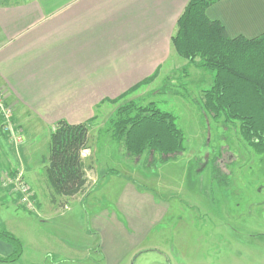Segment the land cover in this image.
<instances>
[{
    "label": "rangeland",
    "instance_id": "1",
    "mask_svg": "<svg viewBox=\"0 0 264 264\" xmlns=\"http://www.w3.org/2000/svg\"><path fill=\"white\" fill-rule=\"evenodd\" d=\"M169 58L150 84L96 109L89 124V148L82 154L87 155L83 159L89 189L116 169L159 203L145 204L143 215H153L156 223H141L145 230L134 234L137 251L121 264H264V155L244 142L238 122L226 124L202 116L200 91L212 87L214 73L201 69L200 59L191 63L175 49ZM131 100L154 102L173 113L184 133L185 151L160 164L153 158L135 159L114 142L110 120L121 104ZM25 112L24 120L20 118L23 125L15 122L13 112L17 145L0 123V199L6 193L12 196L8 206H3V199L0 203V230L25 244L18 262L5 264H56L70 255L80 262L62 264H92L90 215L107 208L111 215L122 216L101 198L90 201L91 206L78 199H59L65 203L54 208L49 205L53 190L43 159L49 155L54 128ZM20 175L33 192V209L20 204L13 186H8L7 181ZM35 196L43 202L41 212ZM52 209L56 212L46 216Z\"/></svg>",
    "mask_w": 264,
    "mask_h": 264
},
{
    "label": "crops",
    "instance_id": "2",
    "mask_svg": "<svg viewBox=\"0 0 264 264\" xmlns=\"http://www.w3.org/2000/svg\"><path fill=\"white\" fill-rule=\"evenodd\" d=\"M189 1L0 0V87L17 113L15 122L23 125L26 110L50 129L61 120L86 123L104 101L156 76L173 53L171 39ZM212 13L232 38L264 33V0H222ZM94 189L71 198L51 194L49 205L78 199L91 206L101 198L118 208L122 219L103 208L90 215L89 227L92 264H121L137 251L134 234L145 230L141 223H156L153 215H143L145 207L159 203L124 174H106ZM11 198L6 193L3 206ZM35 199L41 212L43 202ZM13 253L0 238V259ZM70 256L56 264L80 262Z\"/></svg>",
    "mask_w": 264,
    "mask_h": 264
},
{
    "label": "trees",
    "instance_id": "3",
    "mask_svg": "<svg viewBox=\"0 0 264 264\" xmlns=\"http://www.w3.org/2000/svg\"><path fill=\"white\" fill-rule=\"evenodd\" d=\"M220 1L190 0L177 21L172 47L191 63L200 59L198 66L214 73L212 87L201 91L202 116L226 124L238 122L244 142L256 154L264 155V33L255 38L230 37L212 13V7ZM154 78L148 77L122 96L106 101L118 103ZM93 119L80 124L61 120L54 126L49 155L43 159L54 198L75 197L88 188L82 154L89 148V124ZM110 124L112 140L135 159L144 157L146 162L153 158L165 164L185 151L184 133L176 116L154 102L123 103ZM107 175L122 176L116 169H110ZM0 238L14 247L13 255L0 261H17L23 253V242L6 229L0 230Z\"/></svg>",
    "mask_w": 264,
    "mask_h": 264
},
{
    "label": "built area",
    "instance_id": "4",
    "mask_svg": "<svg viewBox=\"0 0 264 264\" xmlns=\"http://www.w3.org/2000/svg\"><path fill=\"white\" fill-rule=\"evenodd\" d=\"M14 109L13 107L7 102L6 93L3 88L0 87V118L2 119V126L5 125V130L9 131L12 140L17 145L16 141L19 139L17 137L18 131L15 126L12 125V117H13ZM9 183L8 186H13V190L19 198L20 204L29 207V209L34 208V201H33V192L31 188L27 185L26 182L22 180L21 175L15 179L12 183Z\"/></svg>",
    "mask_w": 264,
    "mask_h": 264
}]
</instances>
